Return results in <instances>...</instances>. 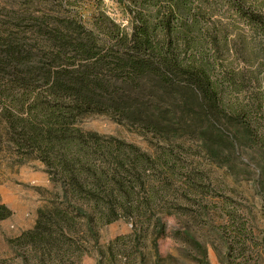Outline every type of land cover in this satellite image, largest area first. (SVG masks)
Listing matches in <instances>:
<instances>
[{
	"label": "trees",
	"instance_id": "16d2710c",
	"mask_svg": "<svg viewBox=\"0 0 264 264\" xmlns=\"http://www.w3.org/2000/svg\"><path fill=\"white\" fill-rule=\"evenodd\" d=\"M86 1L0 3V156L14 163L39 159L64 185L59 206L41 211L36 230L18 238L30 244L43 240L49 224L64 230L79 218L65 205L69 195L87 200L96 213L88 217L93 226L120 216L136 219L154 203L171 214L173 202L156 197L155 186L134 203L128 177L156 168L170 173L187 156L184 144L185 153L172 150L157 159L130 147L136 152L130 158L120 142H103L80 128L89 118L119 111L122 85L138 88L155 76L166 85L192 88L264 153V86L249 94L245 74L223 64L236 22L215 18L224 11L236 14L247 30L264 34V18L248 0H115L113 14L126 22L112 16L104 0ZM11 215L0 204V221Z\"/></svg>",
	"mask_w": 264,
	"mask_h": 264
},
{
	"label": "rangeland",
	"instance_id": "374dc122",
	"mask_svg": "<svg viewBox=\"0 0 264 264\" xmlns=\"http://www.w3.org/2000/svg\"><path fill=\"white\" fill-rule=\"evenodd\" d=\"M248 3L264 18V0ZM103 7L115 16V0H104ZM215 18L236 22L223 64L232 63L245 74L249 94L259 93L264 86V34L247 30L236 14L224 11ZM141 82L138 88L122 85L124 92L116 96L119 111L89 118L80 128L103 142H120L130 158L136 153L130 147L157 159L172 150L185 153V145L187 156L169 169L173 175L156 168L128 177L134 203L155 186L156 197L164 194L173 202L167 210L171 214L155 206L150 195L153 208L144 207L136 219L120 216L93 226L88 217L96 213L86 207L87 200L69 195L63 203L72 217L79 216L74 223L64 230L49 224L38 243L19 241L36 230L41 211L59 206L64 185L53 180L39 159L14 163L0 156V204L12 212L0 221V264H264V153L194 89L166 85L155 76ZM259 138L264 141V126ZM196 168L200 176L188 174Z\"/></svg>",
	"mask_w": 264,
	"mask_h": 264
},
{
	"label": "crops",
	"instance_id": "0c3cea01",
	"mask_svg": "<svg viewBox=\"0 0 264 264\" xmlns=\"http://www.w3.org/2000/svg\"><path fill=\"white\" fill-rule=\"evenodd\" d=\"M19 183H21V182H19Z\"/></svg>",
	"mask_w": 264,
	"mask_h": 264
}]
</instances>
